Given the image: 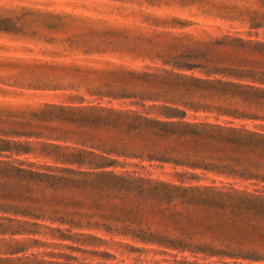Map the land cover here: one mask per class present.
<instances>
[{"label":"rangeland","instance_id":"374dc122","mask_svg":"<svg viewBox=\"0 0 264 264\" xmlns=\"http://www.w3.org/2000/svg\"><path fill=\"white\" fill-rule=\"evenodd\" d=\"M256 92L264 94V0H0V167L27 170L0 177V193L12 185L18 204L22 193L56 194L28 210L38 217L0 211L40 225L0 234V256L264 264V167L245 178L176 163L181 139L162 129L191 123L264 135V101L247 100ZM111 173L120 190L60 191L45 175L74 186ZM66 201L65 215L47 210Z\"/></svg>","mask_w":264,"mask_h":264},{"label":"trees","instance_id":"16d2710c","mask_svg":"<svg viewBox=\"0 0 264 264\" xmlns=\"http://www.w3.org/2000/svg\"><path fill=\"white\" fill-rule=\"evenodd\" d=\"M206 80H200V82H205ZM239 84H233L232 86H236ZM223 97L224 94L222 93ZM221 95V96H222ZM230 96V95H229ZM247 100H254L255 102L264 101V94H260L256 92V96L249 95ZM257 100V101H256ZM190 106V105H188ZM226 114H231L232 116L237 117H253V115H248L244 113H235L234 111H230L227 109ZM112 113V112H109ZM163 132H168L169 137L181 139L179 143L180 146L183 148L173 149V152L179 156V158L174 159V162L185 164L187 166L192 167H201L213 170L217 173L228 174V175H236L243 174L245 178H249L254 176L251 170H255L257 168L264 167V163L262 159L264 158V135L258 132L250 131L244 128L239 127H231L225 125H208V124H191L185 123L182 126H176L175 123L169 122L164 123L163 125ZM136 130L138 127L133 126ZM140 131V130H139ZM139 131L136 130L137 133ZM183 139V142H182ZM81 152H85L95 156H99L100 158L104 159L107 158L104 154H95L90 150L83 151L80 150L79 153L75 155H80ZM72 156V155H71ZM205 158H213L214 161L216 160H227V164H220V163H208L204 162ZM68 161H72V159H68ZM95 165V163L93 164ZM241 167V170H238V167ZM22 172H27L26 169L16 167V166H9V167H0V177L9 176L11 174L17 175ZM30 173L29 177L41 179L43 174L39 172L28 171ZM99 175L103 173H98ZM32 175V176H31ZM46 177L50 179V186L57 183L58 186H62L60 191H64V188H73V187H82L84 191L88 189H110L115 188L116 190H120L122 183L117 184L116 182L119 177L111 173L113 179H105V180H83L81 183L71 186L70 181H67V185L64 184L66 180L62 175L56 174H45ZM44 177V176H43ZM264 178V175L262 176ZM191 189V188H187ZM55 195L47 196L44 198H28L23 193L19 196L21 198L20 204H18L17 195L14 193L12 189V185L5 184L1 187L0 193V211L6 213L7 211L13 215L21 214L22 216L28 217H38L34 215V213H29L28 210L30 208L36 207L39 204L47 205L48 202L52 199H55ZM224 195V194H221ZM188 200L187 203H191L197 201V196L187 195ZM226 197L230 198L229 195ZM231 199V198H230ZM23 202H27L28 204L23 205ZM51 202V201H50ZM58 202H61L58 200ZM63 204V203H62ZM53 206H48L47 210L50 208V211L55 214H66L67 206L69 203L66 201L61 209L59 206H56L55 203L52 202ZM21 212V213H19ZM42 218V217H40ZM59 220H66L64 217H53ZM0 234L3 233H18V234H27L31 232H35L34 230L30 231L28 229L17 228L19 226H27V225H36L40 226L39 223L33 221H27L23 219H16L14 217H0ZM67 221V220H66ZM71 224L70 221H67ZM81 227L79 225H74ZM70 228H68V231ZM64 234V233H63ZM83 235V234H80ZM90 235H87L89 237ZM66 238H71L69 235H64ZM12 245H19L22 244L21 240H17L14 238L10 239ZM172 245L178 246L179 248H195L202 251L208 252H217L214 247L206 244H192L189 242H180L172 243ZM20 250L18 247H12L10 252H15ZM0 264H59V263H46V261L37 259H30L28 257H5L0 256ZM62 264V263H61Z\"/></svg>","mask_w":264,"mask_h":264}]
</instances>
